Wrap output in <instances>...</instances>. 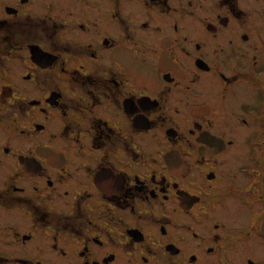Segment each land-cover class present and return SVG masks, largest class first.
Wrapping results in <instances>:
<instances>
[{
	"label": "flooded vegetation",
	"instance_id": "1",
	"mask_svg": "<svg viewBox=\"0 0 264 264\" xmlns=\"http://www.w3.org/2000/svg\"><path fill=\"white\" fill-rule=\"evenodd\" d=\"M230 199L264 200V0H0V264H264Z\"/></svg>",
	"mask_w": 264,
	"mask_h": 264
},
{
	"label": "rangeland",
	"instance_id": "2",
	"mask_svg": "<svg viewBox=\"0 0 264 264\" xmlns=\"http://www.w3.org/2000/svg\"><path fill=\"white\" fill-rule=\"evenodd\" d=\"M240 99V98H239ZM235 199V198H233ZM260 200V199H259ZM223 212L226 216V218L231 219L229 222L234 226L238 225V222L236 221L237 219V215H245V216H250V217H257L259 216V214L264 213V200L263 202L257 201L254 203H251V205L247 204H243L240 203L239 201H232L231 199L228 200L227 202H225V206L223 209ZM252 215V216H251ZM264 241V239H263ZM262 241V239H259L258 241V246H257V253H261V251H263L264 247V242ZM263 249V250H262ZM260 255V254H259ZM259 260H264L263 258H260Z\"/></svg>",
	"mask_w": 264,
	"mask_h": 264
}]
</instances>
